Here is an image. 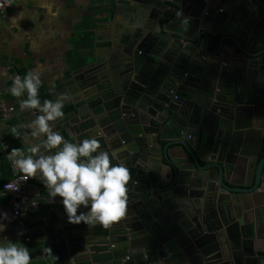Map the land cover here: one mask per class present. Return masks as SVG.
<instances>
[{
	"label": "water",
	"instance_id": "water-1",
	"mask_svg": "<svg viewBox=\"0 0 264 264\" xmlns=\"http://www.w3.org/2000/svg\"><path fill=\"white\" fill-rule=\"evenodd\" d=\"M125 2L127 23L73 78L72 102L93 113L86 138L131 170L127 214L101 236L65 232L71 254L103 243L99 264H264V104L248 87L264 77V0ZM106 102L118 118L103 125Z\"/></svg>",
	"mask_w": 264,
	"mask_h": 264
},
{
	"label": "crops",
	"instance_id": "crops-1",
	"mask_svg": "<svg viewBox=\"0 0 264 264\" xmlns=\"http://www.w3.org/2000/svg\"><path fill=\"white\" fill-rule=\"evenodd\" d=\"M118 3L126 2L19 0L0 15V91L6 105L13 107L6 116L0 115V212H6L10 218V222L0 221L7 225L6 229L0 232V245L12 241L27 247L32 256L31 264H52V261L42 254L45 247H50L55 256L65 254L72 264L80 258L90 259L93 251L71 254L73 246L79 245V240L67 239L65 232H70L79 223L68 222L62 198L49 197L39 179L32 177L28 178L23 189L26 202L35 204L34 212L28 213L25 218L24 233L28 235L29 241L23 242L17 236L16 224L9 206V195L1 190V185L11 180L16 173H21L13 164L11 152L13 148L31 146L37 141L31 136L32 129L29 124L40 113L38 110H22L18 98L13 97L8 89L12 86V77L19 75L23 78L29 70L42 68V83L39 88L41 103L45 99L54 100L62 94L69 96L62 109L64 118L52 122L54 131L62 132L69 142L75 143L76 137L86 139V132L93 124V113L90 111L88 115L87 109H84L81 103L73 104L72 100H78L73 78L78 80L87 70L84 58L89 64L96 57L102 61L109 53L111 39L116 30L129 19L127 11L119 7ZM166 4L172 5L168 1ZM222 9L225 7L222 6ZM86 17L94 22L93 27L89 29L92 33L90 48L84 45L83 24ZM252 82V85L248 83L251 94L262 96L260 102L264 104V77ZM23 98H26V93L21 97ZM77 108L79 112L76 111ZM111 109L110 102L96 108L97 122L106 125L110 117L112 120L118 118V114ZM13 127L17 129L18 136L12 132ZM98 129L102 130L101 127ZM5 164H9L11 168L12 178L9 180H6L9 174L4 170ZM136 182V189L143 190L142 176L136 177ZM131 188L132 186L129 190ZM81 210H84V206L78 209L77 214ZM81 226L82 230L87 228V224L83 222ZM82 240L84 241V236ZM97 240L95 239V242H101ZM97 247L105 248L106 244L97 243L95 248ZM60 248L64 251L63 254L59 252Z\"/></svg>",
	"mask_w": 264,
	"mask_h": 264
},
{
	"label": "clouds",
	"instance_id": "clouds-1",
	"mask_svg": "<svg viewBox=\"0 0 264 264\" xmlns=\"http://www.w3.org/2000/svg\"><path fill=\"white\" fill-rule=\"evenodd\" d=\"M177 15L185 25L190 23L181 11ZM42 71V68H37L29 70L23 78L19 75L12 77L13 83L8 89L13 97L18 98L22 110H38L40 113L29 124L31 136L39 143L27 148V151L13 148V164L25 179L39 175L48 189L49 197L62 198L68 222H83L88 226L99 224L107 229L127 214L131 170L124 162L113 163L115 154L110 155L102 150L97 138L73 143L53 130L49 122L64 118L62 109L69 96L62 94L41 103L39 88ZM25 93L26 98L21 99ZM12 132L19 135L15 127ZM81 206L88 208V211L77 214ZM3 220L10 222L6 212H0V221ZM6 227L0 222V232ZM42 254L52 264L58 259L50 247L43 248ZM31 260L27 247L12 241L0 245V264H30Z\"/></svg>",
	"mask_w": 264,
	"mask_h": 264
},
{
	"label": "built area",
	"instance_id": "built-area-1",
	"mask_svg": "<svg viewBox=\"0 0 264 264\" xmlns=\"http://www.w3.org/2000/svg\"><path fill=\"white\" fill-rule=\"evenodd\" d=\"M18 1L19 0H0V15ZM12 110L13 107H8L2 99V91H0V115L6 116L7 113H10ZM27 182L28 178L25 179L23 173H16L11 180L1 185V190L9 195V206L16 224L17 236L23 242L29 241L28 235L24 233L26 215L35 210V204H28L23 193V189Z\"/></svg>",
	"mask_w": 264,
	"mask_h": 264
},
{
	"label": "trees",
	"instance_id": "trees-1",
	"mask_svg": "<svg viewBox=\"0 0 264 264\" xmlns=\"http://www.w3.org/2000/svg\"><path fill=\"white\" fill-rule=\"evenodd\" d=\"M93 23L94 22L90 21V19H88V17H86L84 19V24H83L84 45L87 46L88 48H90L91 42H92V33H91V31L89 29L93 27L92 26ZM215 46L216 45L214 43V45H212L209 49L212 51V50L215 49ZM87 64H88V61L86 62V58H84V66H86ZM64 111H66V110L64 109ZM4 170L9 174V176L7 177L6 180L11 179L12 178V173H11L10 165L9 164H5ZM92 232L96 236H101V235L106 233V229L103 228L101 225H95V226L92 227ZM59 252H61L62 254L64 253V251H62V248L59 249ZM57 257H58V259L55 262V264H69V263H72L69 259L67 260L65 254L64 255H59ZM111 257H112L111 253L107 252L106 248L97 247V248H95L93 250L90 259H81L80 258V259H77V262L74 261V264H99V263H104V262L109 261L111 259ZM30 264H31V262H30ZM42 264H44V263H42Z\"/></svg>",
	"mask_w": 264,
	"mask_h": 264
}]
</instances>
